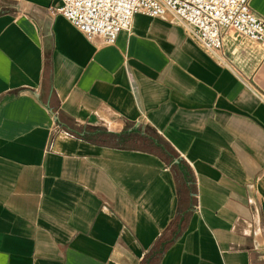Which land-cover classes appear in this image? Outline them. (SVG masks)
Here are the masks:
<instances>
[{"label":"crops","instance_id":"0c3cea01","mask_svg":"<svg viewBox=\"0 0 264 264\" xmlns=\"http://www.w3.org/2000/svg\"><path fill=\"white\" fill-rule=\"evenodd\" d=\"M59 5L0 0V264H264V51Z\"/></svg>","mask_w":264,"mask_h":264},{"label":"built area","instance_id":"2783aa9c","mask_svg":"<svg viewBox=\"0 0 264 264\" xmlns=\"http://www.w3.org/2000/svg\"><path fill=\"white\" fill-rule=\"evenodd\" d=\"M50 13L61 15L87 40L106 46L130 30L138 14L170 15L190 40L220 60L226 59V36L233 42H264V17L251 10L250 0H60Z\"/></svg>","mask_w":264,"mask_h":264},{"label":"rangeland","instance_id":"374dc122","mask_svg":"<svg viewBox=\"0 0 264 264\" xmlns=\"http://www.w3.org/2000/svg\"><path fill=\"white\" fill-rule=\"evenodd\" d=\"M263 48H264V45H259V44H256L254 43L250 49L248 50L249 52V58H250V61H253L252 64H255L258 59L261 57L262 53H263ZM238 50V49H236ZM235 50V52H236Z\"/></svg>","mask_w":264,"mask_h":264}]
</instances>
